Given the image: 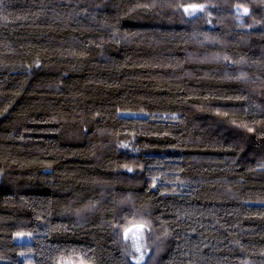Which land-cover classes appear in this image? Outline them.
Masks as SVG:
<instances>
[{
    "label": "trees",
    "instance_id": "16d2710c",
    "mask_svg": "<svg viewBox=\"0 0 264 264\" xmlns=\"http://www.w3.org/2000/svg\"><path fill=\"white\" fill-rule=\"evenodd\" d=\"M140 224L141 264H264V0H2L0 264Z\"/></svg>",
    "mask_w": 264,
    "mask_h": 264
},
{
    "label": "rangeland",
    "instance_id": "374dc122",
    "mask_svg": "<svg viewBox=\"0 0 264 264\" xmlns=\"http://www.w3.org/2000/svg\"><path fill=\"white\" fill-rule=\"evenodd\" d=\"M191 6L192 5H188L184 7V9L185 8L189 9V11L185 13L189 14L190 12L195 11V14H196L197 12H199V11L194 10ZM137 226L138 225H134V226H130L129 228H127V229H130V231L128 233V238L126 239L130 246L132 261L134 263H136L138 260L142 262L144 259L145 253H146L143 230H140ZM29 240H30L29 235L18 234L15 236V241L17 243L28 242ZM137 247L140 248L139 252L136 250Z\"/></svg>",
    "mask_w": 264,
    "mask_h": 264
},
{
    "label": "snow or ice",
    "instance_id": "6c2138e0",
    "mask_svg": "<svg viewBox=\"0 0 264 264\" xmlns=\"http://www.w3.org/2000/svg\"><path fill=\"white\" fill-rule=\"evenodd\" d=\"M0 3H2V0H0ZM191 7H192L194 10H196V11H200V12H203V11L205 10V6H204V5H192ZM184 11H185V12H188L189 9H188V8H185ZM244 11H245V13H247L248 10L245 9ZM189 14H190V15H194V14H195V11L190 12ZM124 147H127V146L125 145ZM129 170L131 171V169H129ZM137 227H138L140 230H144L145 227H146V225H144V224H140V225H138ZM129 231H130V229H125V231H124V237H125V239L128 238V233H129ZM136 250L139 252V251H140V248L137 247ZM81 264H82V262H81ZM136 264H141V261L138 260V261L136 262Z\"/></svg>",
    "mask_w": 264,
    "mask_h": 264
}]
</instances>
